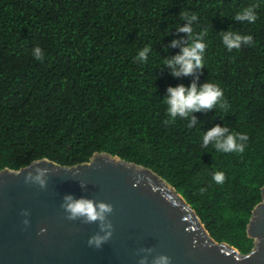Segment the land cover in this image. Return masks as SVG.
<instances>
[{"label": "trees", "instance_id": "trees-1", "mask_svg": "<svg viewBox=\"0 0 264 264\" xmlns=\"http://www.w3.org/2000/svg\"><path fill=\"white\" fill-rule=\"evenodd\" d=\"M256 5L253 24L236 12ZM207 30L205 67L175 77L163 64L183 12ZM252 35L231 52L220 32ZM150 51L141 64L135 57ZM44 53L37 60L32 50ZM221 86L227 110L192 113L167 124L168 87ZM246 133L243 153L202 147L213 126ZM107 152L151 168L196 211L210 236L247 253L246 227L264 184V2L261 0H0V170L39 159L61 165ZM225 174L223 184L212 177ZM203 189V191H201Z\"/></svg>", "mask_w": 264, "mask_h": 264}, {"label": "water", "instance_id": "water-1", "mask_svg": "<svg viewBox=\"0 0 264 264\" xmlns=\"http://www.w3.org/2000/svg\"><path fill=\"white\" fill-rule=\"evenodd\" d=\"M247 253L213 239L196 211L149 167L107 152L61 165L43 158L0 170V264H264V184ZM110 205L70 218L65 197ZM103 238L97 245L95 238ZM90 241H92L90 243Z\"/></svg>", "mask_w": 264, "mask_h": 264}, {"label": "clouds", "instance_id": "clouds-1", "mask_svg": "<svg viewBox=\"0 0 264 264\" xmlns=\"http://www.w3.org/2000/svg\"><path fill=\"white\" fill-rule=\"evenodd\" d=\"M264 2V0H261ZM256 5L242 8L236 12L234 19L248 24H253L257 20ZM181 18L186 19L179 31L188 34L189 43L179 44L178 41H172V47H180V51L171 58H166L163 64L171 69V75L175 77L192 75L196 70L205 67V51L208 43L205 39L207 30L202 29L194 32L191 26L193 22L198 21L196 13L185 11L181 13ZM220 41L225 50L231 52L233 49H240L242 46H254V38L252 35H244L238 31L228 30L220 32ZM149 46L143 47L135 59L143 64L147 60ZM33 56L37 60H41L44 53L40 47L32 50ZM166 104V112L168 120L167 124L174 123L179 117L187 121V127L191 128L194 123L192 113L202 109L208 110L214 107L227 110L230 105L224 99V92L221 86L214 82H206L199 87L195 82L185 87L177 85L167 88V95L163 99ZM248 135L229 131L228 127L216 125L203 132L202 147L207 148L211 145L220 153H243L245 151ZM216 184H223L225 174L222 171H216L212 177ZM203 191V189H201ZM65 210L69 213L70 218L83 217L88 222L103 220L105 215L111 211L110 205L105 203H93L86 199H74L72 196L65 197ZM103 238H95V243L99 245ZM92 241H90L91 243ZM158 264H167V257L160 256Z\"/></svg>", "mask_w": 264, "mask_h": 264}]
</instances>
